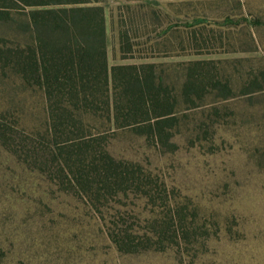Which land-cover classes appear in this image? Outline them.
Wrapping results in <instances>:
<instances>
[{"label": "rangeland", "instance_id": "obj_1", "mask_svg": "<svg viewBox=\"0 0 264 264\" xmlns=\"http://www.w3.org/2000/svg\"><path fill=\"white\" fill-rule=\"evenodd\" d=\"M95 1L104 8L109 67L148 66L167 98L157 115L177 119L163 124L174 134L168 141L127 127L106 134L109 150L152 172L195 226L179 245L118 251L109 230L128 229L145 241L152 212L162 217L167 208L137 194L93 206L24 163L19 143L45 131L46 99L0 69V120L16 126L8 136L19 146L15 154L0 141V264H264L260 0ZM17 11L12 22L0 19V44L31 38Z\"/></svg>", "mask_w": 264, "mask_h": 264}, {"label": "trees", "instance_id": "obj_2", "mask_svg": "<svg viewBox=\"0 0 264 264\" xmlns=\"http://www.w3.org/2000/svg\"><path fill=\"white\" fill-rule=\"evenodd\" d=\"M0 2V19L12 22L13 12L20 9L24 18L16 23L31 35L25 44H0V69H7L26 88L42 90L49 118L44 132L24 136L19 143L23 149L14 143L21 152L18 157L24 155V163L45 174L64 193L85 197L93 206L129 194L160 200L167 210L162 217L152 212L157 218L145 241L137 240L128 229L109 230L107 236L120 252L148 251L156 245L168 248L186 240L195 218L180 216L179 207L153 173L132 160L115 157L106 138L127 127L155 143L174 135L163 124L177 119L157 115L167 99L160 93L161 78L156 79L148 66L109 67L104 8L95 0ZM192 85L185 83L188 89ZM92 125L101 130L93 132ZM14 127L0 120V141L18 154L8 136L17 133Z\"/></svg>", "mask_w": 264, "mask_h": 264}, {"label": "crops", "instance_id": "obj_3", "mask_svg": "<svg viewBox=\"0 0 264 264\" xmlns=\"http://www.w3.org/2000/svg\"><path fill=\"white\" fill-rule=\"evenodd\" d=\"M259 7H264V2H262V0L259 1ZM258 30H259V33H260V37L264 38V20H263V22L259 21Z\"/></svg>", "mask_w": 264, "mask_h": 264}]
</instances>
